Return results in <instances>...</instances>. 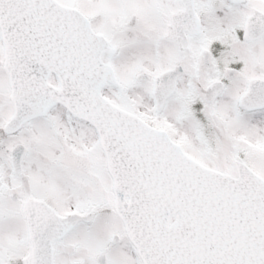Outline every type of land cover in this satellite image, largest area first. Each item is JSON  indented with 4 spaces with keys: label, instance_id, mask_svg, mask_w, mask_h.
Returning a JSON list of instances; mask_svg holds the SVG:
<instances>
[{
    "label": "snow or ice",
    "instance_id": "obj_1",
    "mask_svg": "<svg viewBox=\"0 0 264 264\" xmlns=\"http://www.w3.org/2000/svg\"><path fill=\"white\" fill-rule=\"evenodd\" d=\"M0 264H264V0H0Z\"/></svg>",
    "mask_w": 264,
    "mask_h": 264
}]
</instances>
